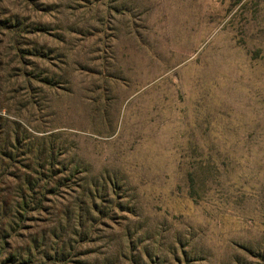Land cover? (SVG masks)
I'll use <instances>...</instances> for the list:
<instances>
[{
  "label": "rangeland",
  "instance_id": "1",
  "mask_svg": "<svg viewBox=\"0 0 264 264\" xmlns=\"http://www.w3.org/2000/svg\"><path fill=\"white\" fill-rule=\"evenodd\" d=\"M0 264H264V0H0Z\"/></svg>",
  "mask_w": 264,
  "mask_h": 264
},
{
  "label": "trees",
  "instance_id": "2",
  "mask_svg": "<svg viewBox=\"0 0 264 264\" xmlns=\"http://www.w3.org/2000/svg\"><path fill=\"white\" fill-rule=\"evenodd\" d=\"M47 161H49L48 162V164H47V166L49 167L50 165H52V154H48V156L45 158ZM8 160H10V158L8 157ZM51 161V162H50ZM40 175V174H39ZM37 181L35 180H28V179H26L25 180V182H24V185H25V187H26V191L25 192H34L35 191V185L37 186V183H36ZM20 191V190H19ZM20 199L21 200H23L24 199V197H23V193L22 192H20ZM59 262H61V263H66V259L65 258H63L62 260H60Z\"/></svg>",
  "mask_w": 264,
  "mask_h": 264
}]
</instances>
